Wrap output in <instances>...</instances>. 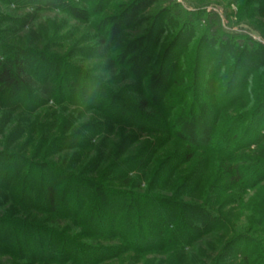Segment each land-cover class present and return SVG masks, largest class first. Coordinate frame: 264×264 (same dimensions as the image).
Instances as JSON below:
<instances>
[{"label":"rangeland","instance_id":"obj_1","mask_svg":"<svg viewBox=\"0 0 264 264\" xmlns=\"http://www.w3.org/2000/svg\"><path fill=\"white\" fill-rule=\"evenodd\" d=\"M185 21L195 28V36L209 33L236 47L232 59L242 48L244 60L252 58L251 68L244 67L250 78L234 94L237 101L220 113L211 150L189 148L184 135L175 133L180 123L176 119L192 99L216 109L222 87L217 77L227 73L232 61L219 62L225 49L214 40L200 60V87L171 97L191 85L199 54L196 38L176 43L175 34ZM100 39L110 46V56H118V70L128 76L125 82L116 83L104 71L105 61L93 55L91 48ZM15 47L33 50L39 56L35 58L44 59L34 71L43 72L47 64L60 91L48 103L24 93L10 97L0 93V264H79L73 261L74 249L67 251L70 256L60 255L58 244L51 249L59 239L52 236L53 242L49 231L70 242L116 247L100 263L89 262L91 255L86 253L89 264H264V169L255 167L264 162V138L259 143L248 141L246 147L236 139L229 148L218 139L229 133L228 120L241 119L238 126L243 131L255 118H264V56L260 57L264 0H0V58ZM147 47L149 54H140L139 61L138 54ZM167 52L170 65L163 82L171 86L156 104L147 96L158 85L155 73ZM252 53L260 57L255 62ZM131 73L140 75L141 82ZM177 73L184 79L181 85L172 83ZM75 76L82 79V89L73 96L69 88ZM99 80L106 94L115 93L116 101L110 96L99 100ZM252 92L255 96L250 97ZM139 100H148L150 110L164 117L165 124L152 129L137 125L138 118L129 117L128 106ZM253 128V134L262 136ZM188 152L194 156L183 162ZM176 153L181 157L170 160ZM140 155L146 164L119 170ZM232 163L246 169L240 182L220 171ZM55 175L63 180L59 197L66 185L84 186L100 178L101 184L114 190L139 193L146 199L168 198L170 213L162 214L173 212V221L149 218L152 234L145 230L136 234L131 226L122 229L121 237H77L80 229L73 219L54 220L47 211L41 178ZM245 179L248 187L240 184ZM185 204H189L186 210L195 211L185 212ZM195 228L203 234L194 236Z\"/></svg>","mask_w":264,"mask_h":264},{"label":"trees","instance_id":"obj_2","mask_svg":"<svg viewBox=\"0 0 264 264\" xmlns=\"http://www.w3.org/2000/svg\"><path fill=\"white\" fill-rule=\"evenodd\" d=\"M191 15V13H189ZM191 25V23L185 21L182 22V24L179 26L175 37L177 38L176 43L184 40V39H195L196 38V48L199 52L198 58H196L194 65L192 69V79L191 82H189L191 85L186 86L182 90L177 89L173 96L179 95L187 88L191 87L192 89H198L200 87V82L202 81V78L200 76V66L202 64L201 57H203L205 51L207 52V45H210L211 42H215L216 44L223 45L224 52H222L221 57L219 58V62L223 63L226 60L231 59L232 64L229 66V69L227 70V73L225 75H220L217 77V81H219L221 84L220 89V97H219V103L216 106V109L211 107V105L207 104H201L200 106L196 104V101L192 99V105H186L184 107L183 112H181L180 116H177V121L180 122L178 125L179 127L176 129L175 133H180L184 135V138H186L188 147L191 148L192 146L196 148V150L200 148H205L210 150L213 149L215 143H213L212 146H210V142L212 139H215L216 132L215 127L216 124L219 122L220 119V113L226 108L232 105L234 102H236V99H233L235 97V93L243 86L244 82H246L247 79L250 78V72H247L244 70V67L252 65V58L247 56V60H244L246 56H243V49L241 51H238L240 55L238 54V58L232 59V53L233 56L235 55L234 50L236 47H233L228 41H223L220 39H215V37L210 35L209 33H203L202 35H197V32H195V28L188 27ZM225 35V34H224ZM227 39H231V36L229 34H226ZM222 37V35H221ZM145 38V37H144ZM142 38V40H144ZM209 39V40H207ZM207 40V41H206ZM215 40V41H214ZM88 41H90L88 39ZM136 41H140V39H137ZM223 41V42H222ZM96 46L94 48H91V51L93 55H96V57H99L103 59L104 62V68L106 72L112 75V77L115 79L116 83H123L127 80L128 76L125 70H118V63H117V57L118 56H110L111 50L110 46L105 44V40L100 39L95 42ZM204 43L205 46H204ZM231 45V46H230ZM127 46H125L126 48ZM246 47V45H244ZM148 48V47H147ZM149 48L141 50V52L138 54V56L141 54L144 56L145 54H149ZM232 52V53H231ZM168 53L165 54L163 57V63L159 65L156 73H155V80L158 83L157 87L151 91H149V95L147 98L150 101V98L154 100L153 103H158L160 99H162L163 93L165 90H167L170 86L167 85L164 80L165 73L169 69V62L168 61ZM230 53V54H229ZM5 56H2L0 58V93L2 95H8L10 96H19L20 94L24 93L26 96L31 100H36L40 103H48L49 101H55L56 96L59 94L60 91V83L59 81L56 82V80L51 79V69L46 70V65L43 64V72L36 68L34 71V67L36 63H40V61H44V59L38 60L39 57L33 50L22 48V47H15L14 49H11L8 52L4 53ZM251 56H254L253 62H255L260 57L264 56V53L260 55H255V53H252ZM179 60V59H178ZM140 61V56H139ZM165 64V65H164ZM254 64V63H253ZM164 65V66H163ZM137 69V67H135ZM251 68V67H250ZM76 72H80V70H77ZM39 73V74H38ZM78 74V73H77ZM136 73H131L133 75L132 77L137 78L139 82H141L142 78L140 75H135ZM178 77L175 78L176 82L173 81L172 83L175 85H181V83L184 82V79L181 80L180 73ZM173 74L172 76H174ZM136 76V77H135ZM154 77V76H153ZM151 77V78H153ZM133 78V79H134ZM181 80V81H180ZM103 80H99L100 88L101 90L98 91L99 94V100L107 101V97L110 96V98L115 99V93L108 92L106 94V91L102 89ZM82 79L75 76V79L70 84L69 91L70 94L73 96L76 94L81 93L82 89ZM64 88V87H63ZM135 92L138 91V88H136ZM170 89V88H169ZM91 92V91H90ZM92 94L96 93V90L91 92ZM255 94L252 92L250 95ZM238 98V97H237ZM106 99V100H105ZM148 100H139L133 105H127L123 103V105L129 110H131V114L129 113V117L133 118L135 115L138 118L137 125H142V128H155L159 126L160 124L164 125L165 120L164 117H161L158 112H155V110H150L152 107V104L149 103ZM232 100V102H230ZM103 101V102H104ZM116 101V99L114 100ZM160 104V103H158ZM228 104V105H226ZM197 105V106H196ZM262 105V102H260V106ZM155 106V104H154ZM153 106V107H154ZM192 108V109H191ZM125 109V108H124ZM154 109V108H153ZM256 109V108H255ZM219 110V112H218ZM133 111V112H132ZM257 110H255L256 112ZM127 110H123V115L126 113ZM133 113V114H132ZM263 116L255 118V121L253 123L249 122V125L244 126L241 130L239 128V123H242L241 119L238 123L237 120H234L230 122L227 118L225 119L230 126L228 125L226 129L228 130V134L223 137L225 134L221 135L220 144H227V148L231 145L233 140L237 139V143H242V147H246L248 145L247 142L250 141V143L255 142L259 143L264 138V118L262 120ZM129 118V119H130ZM262 122H259L261 121ZM176 121V122H177ZM237 122V123H236ZM255 131L257 130L259 133L262 132V136H258L254 133V127ZM160 127V126H159ZM163 127V126H162ZM194 129L192 132L189 131V129ZM152 129V128H151ZM164 133H166L168 130L166 128H162ZM242 131V132H241ZM209 145V146H208ZM204 146V147H202ZM193 151V150H192ZM188 152V157L185 158L183 162L188 161L194 156V153ZM181 154L176 153L172 156L171 159L174 158H180ZM144 161V162H143ZM129 163V164H128ZM135 163H139L141 165L146 164L145 160H143L142 156L140 155L137 158H134L133 160H129L128 162L124 163L123 166L119 170L120 171H130L131 167L135 165ZM126 165V166H125ZM124 167V168H123ZM257 170L264 169V162H261L259 165L255 166ZM254 169V168H253ZM246 170V169H245ZM238 163H232V164H226L224 167H220V171L222 174H227L229 176L230 180H233L234 182H240V179H242V176H244L245 171ZM125 171V172H126ZM253 172V173H252ZM252 173V174H251ZM251 176L254 175V171L250 172ZM122 177V175H120ZM69 177H71L69 175ZM119 177V178H121ZM124 178V177H123ZM248 179V178H247ZM245 179L244 182H241L240 184L243 185V187H248V180ZM62 178L58 175H55L53 179L49 178H41V183L44 186V195L47 200L48 213L54 218V220H63L64 218H71L74 220V225L79 227L80 230H77V234H82L84 237H88L90 239H107L109 236H122L121 233L122 229L123 232L126 231V229L131 228V226L136 227V234L143 232L144 230L149 233H151V224L152 222H148L149 218H152L154 220L161 221L162 219L168 220L166 222H172L173 220V212L170 214H162L166 211L170 213L171 210V204L170 200L168 198L164 197H156V196H149L147 199L145 196H142L139 193L126 191V190H114L112 188H108L107 186H104V184H101L99 182L100 178L97 180H89V183L84 182V186L80 184V186H70L66 185L64 190V195H61L59 197L58 188L60 187ZM219 180V178H218ZM88 185V186H87ZM75 191V193H73ZM71 194V196H69ZM90 194V196H89ZM71 201H74L71 203ZM189 204L184 205L185 207H188ZM64 210V211H63ZM71 210V211H69ZM195 211V210H194ZM193 210L190 212V210H186L185 212L193 213ZM204 213V212H201ZM200 213V214H201ZM163 215V217H162ZM192 215V214H191ZM195 217H197V214H193ZM118 218V219H117ZM195 219V218H193ZM59 223V222H56ZM122 225L121 230H117L118 226ZM82 229V230H81ZM189 231V230H187ZM50 236L51 240L53 237H57L59 241H56L54 246L51 247V249H56L57 247L55 245L58 244V247L60 248V255L62 256H70L72 252L70 249H74L76 252L72 254V258L74 263L79 264H89L86 262V253H89L90 258H88L89 262L92 260L96 263H100L102 261H105L110 251L115 249L116 247H107L99 244H93V243H75L74 240L72 242L69 241L68 238H65L64 236L54 232H47ZM118 233V234H117ZM191 233L196 235H202L203 232H201L198 229H193ZM135 234V235H136ZM177 234L175 233V236ZM79 237V236H77ZM81 237V236H80ZM186 237H188V234L186 233ZM83 238V237H81ZM79 239V238H78ZM53 241V240H52ZM51 241V242H52ZM160 244L162 240H159ZM54 242V241H53ZM68 247L66 248L65 247ZM70 247V248H69ZM66 248V249H64ZM119 249L121 247H118ZM69 255H68V254ZM116 255V254H114ZM115 257V256H113ZM81 261V262H80Z\"/></svg>","mask_w":264,"mask_h":264},{"label":"built area","instance_id":"obj_3","mask_svg":"<svg viewBox=\"0 0 264 264\" xmlns=\"http://www.w3.org/2000/svg\"><path fill=\"white\" fill-rule=\"evenodd\" d=\"M180 2H183L184 0H179ZM184 4V3H183Z\"/></svg>","mask_w":264,"mask_h":264}]
</instances>
